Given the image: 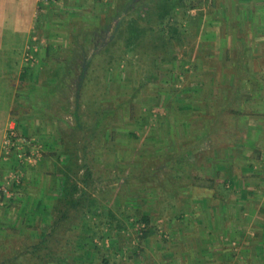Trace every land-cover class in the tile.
I'll use <instances>...</instances> for the list:
<instances>
[{
    "label": "rangeland",
    "instance_id": "374dc122",
    "mask_svg": "<svg viewBox=\"0 0 264 264\" xmlns=\"http://www.w3.org/2000/svg\"><path fill=\"white\" fill-rule=\"evenodd\" d=\"M146 1L95 0L32 40L28 114L21 127L13 119L20 139L6 143L7 128L1 145L0 191L11 193L0 200V256L47 221L63 143H83L85 128L74 129L71 116L78 106L86 124L100 108L111 112L87 141L89 190L104 217L113 209L125 225L95 240L120 243L104 255L110 264H264V0H184L181 45L151 47L158 31L148 30L131 48L126 26L146 22ZM166 51L175 59H161ZM68 60L73 70L51 108L62 120L52 121L37 94ZM72 169L82 187L85 167ZM200 178L213 187L192 184ZM143 214L155 229L145 238Z\"/></svg>",
    "mask_w": 264,
    "mask_h": 264
},
{
    "label": "trees",
    "instance_id": "16d2710c",
    "mask_svg": "<svg viewBox=\"0 0 264 264\" xmlns=\"http://www.w3.org/2000/svg\"><path fill=\"white\" fill-rule=\"evenodd\" d=\"M182 4H184V0H147L144 3L143 12L139 15L140 20L146 22L140 25L139 21L135 19L129 20L126 26L128 32L126 44L133 48L139 44L148 30H157L155 41L152 42L151 47L159 45L165 48L170 44L174 46L181 45L189 36L186 34V29L178 17L181 12L179 7ZM112 40L109 39L107 45H110ZM154 49H157V47ZM163 54L161 56L163 60L175 59L173 54L166 56L170 54L168 51ZM72 62L74 61L72 60ZM72 62L66 61L60 74L58 71H54L55 77L52 83H47L44 91L37 94L36 100L45 104L44 107L39 109L44 110L52 121L53 119L62 120L59 117V112L51 110V108L53 109V106L57 105L59 101L58 94L66 82L65 74H70L73 70ZM102 112L101 108L98 109L95 113L96 119L93 123H87V125V121L84 122V118L79 112V107L77 106L76 109L72 110L71 116L75 119L74 129L80 128L81 130L85 128L82 130L84 131V138L81 149L76 148V150H73L70 147L71 141L69 144H67L68 141L63 143V149L60 152V155L64 156L62 161L65 164L60 170L63 177L60 179V185H58L57 189L58 197L53 201L47 221L39 227L38 231L35 233L31 232L24 240L22 246L12 248L11 251L3 250V254L0 256V264H89L87 257L90 254L93 255V259L96 262L101 261L100 264H110V257L107 258L104 255L111 249L114 250V253L120 250L119 246L121 245L117 241L113 242L109 249L104 248L102 244L95 241L96 239L102 240L106 231L111 232L115 227L121 230L125 227L113 209L109 211L108 216H103L101 211L103 204L89 190L93 180V170L89 165V146L87 141H89L90 137H93L94 131L103 132L106 118L111 112ZM89 132L91 134L88 136ZM79 160L83 161L81 165L78 164ZM73 163H76L79 169L81 166L85 167L84 185L82 187L78 185L77 181L72 179ZM170 163H173V160ZM192 184L208 189L213 187L214 181L200 178ZM141 218V221H144L142 237L145 238L153 233L155 229L151 225L149 216L143 214ZM115 234L119 237L121 232L117 231ZM75 254L77 257H75ZM74 257L78 262H75ZM80 260H83V262H80Z\"/></svg>",
    "mask_w": 264,
    "mask_h": 264
},
{
    "label": "crops",
    "instance_id": "0c3cea01",
    "mask_svg": "<svg viewBox=\"0 0 264 264\" xmlns=\"http://www.w3.org/2000/svg\"><path fill=\"white\" fill-rule=\"evenodd\" d=\"M94 1L0 0V163L3 161L1 145L7 128L13 124L14 117L17 119V126L21 127L20 118L28 114L25 110L29 108L30 102L27 100L30 99V94H24L22 87L24 84L28 85L27 81L32 73V65L26 61L29 56L33 57L30 55L33 52L32 40L37 39V35L41 39L43 24L61 29L64 25L59 24L56 17L60 18L66 12L80 16L76 13L88 10ZM74 20L78 23L75 18ZM46 52H49L48 49ZM46 52L41 55H49ZM39 54L35 51V55ZM224 215V211L221 212L220 218L223 219Z\"/></svg>",
    "mask_w": 264,
    "mask_h": 264
},
{
    "label": "built area",
    "instance_id": "2783aa9c",
    "mask_svg": "<svg viewBox=\"0 0 264 264\" xmlns=\"http://www.w3.org/2000/svg\"><path fill=\"white\" fill-rule=\"evenodd\" d=\"M30 56L27 58V60H29ZM32 58V57H31ZM18 133L16 131V127L14 124L10 125V127L8 128V134L6 136V143H10V145H14L15 144V141L14 140H19L20 138L18 137ZM24 141L26 140L25 138H22ZM33 156V155H32ZM32 156L28 157L27 159H29L28 161L30 163H33L34 162V159H32ZM10 191L8 190V188H1V191H0V200L2 199V196H10Z\"/></svg>",
    "mask_w": 264,
    "mask_h": 264
}]
</instances>
